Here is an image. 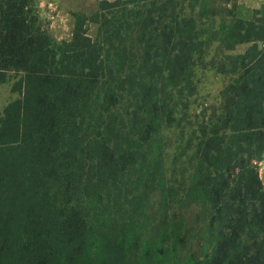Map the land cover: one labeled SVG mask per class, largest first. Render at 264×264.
<instances>
[{
	"label": "trees",
	"instance_id": "16d2710c",
	"mask_svg": "<svg viewBox=\"0 0 264 264\" xmlns=\"http://www.w3.org/2000/svg\"><path fill=\"white\" fill-rule=\"evenodd\" d=\"M74 17L58 41L36 0H0V84L20 93L0 117V264H264V6L100 0ZM208 72L227 82L204 106ZM96 184L116 207L101 217ZM194 203L211 249L190 240Z\"/></svg>",
	"mask_w": 264,
	"mask_h": 264
},
{
	"label": "rangeland",
	"instance_id": "374dc122",
	"mask_svg": "<svg viewBox=\"0 0 264 264\" xmlns=\"http://www.w3.org/2000/svg\"><path fill=\"white\" fill-rule=\"evenodd\" d=\"M258 2V0H247L245 2V5L253 6ZM97 31L96 25H91L89 27V34L91 36H95ZM246 49V45H240L236 52H241ZM16 80V77L14 74L11 75V78L8 82L0 84V117L3 115L4 108L7 106L9 102L12 100L19 98L20 93L15 92L12 90V86L14 81ZM202 85H201V91L199 93V102L200 104H203L204 106L212 105L217 101V97L221 91V89L224 87V85L227 82V78H224L222 76H219L215 74L214 72H208L205 73L202 76ZM261 162V161H260ZM143 168H146V166H143ZM142 169V168H141ZM260 178L264 181V164L261 163V165H258ZM94 192L90 190V193L94 195V199H90L91 205H87L91 207L92 212L96 217H101L100 212L101 209H104L106 213H109L112 209L116 208L115 204H111L110 206H106L101 204L103 201V197H106L104 195V187L96 184L94 186ZM153 200L155 202L159 201L160 199V190L158 188H155L151 192ZM111 200H114L113 197H111ZM83 209V206H82ZM185 211V218L188 222L187 224L192 226L194 230V237L190 240H193L195 244L197 243H203L204 245L208 246V248H212L210 244V237L208 236V232L204 229L205 225L207 224V218L209 216V210L206 209L201 204H188L187 207L183 210ZM197 217L203 218L204 221L197 220ZM208 226V225H207ZM203 236V237H202ZM206 248L205 250H208ZM193 250L199 251V246L195 245ZM184 252V255L187 256Z\"/></svg>",
	"mask_w": 264,
	"mask_h": 264
},
{
	"label": "crops",
	"instance_id": "0c3cea01",
	"mask_svg": "<svg viewBox=\"0 0 264 264\" xmlns=\"http://www.w3.org/2000/svg\"><path fill=\"white\" fill-rule=\"evenodd\" d=\"M42 1H54L58 5V15L54 21H48V13L42 8H38L40 17L48 22L53 36L58 40H70L73 36L75 25L74 13L92 14L97 10L100 0H36L37 7ZM247 0H240V3L249 9H258L264 6V0L250 6L245 5ZM264 164V159L261 161Z\"/></svg>",
	"mask_w": 264,
	"mask_h": 264
},
{
	"label": "built area",
	"instance_id": "2783aa9c",
	"mask_svg": "<svg viewBox=\"0 0 264 264\" xmlns=\"http://www.w3.org/2000/svg\"><path fill=\"white\" fill-rule=\"evenodd\" d=\"M38 8H42L48 13V21H54L58 15V5L54 1H42L38 4ZM256 165H261L260 161H254Z\"/></svg>",
	"mask_w": 264,
	"mask_h": 264
}]
</instances>
